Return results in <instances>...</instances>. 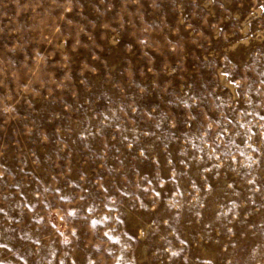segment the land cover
<instances>
[{
    "label": "rangeland",
    "instance_id": "1",
    "mask_svg": "<svg viewBox=\"0 0 264 264\" xmlns=\"http://www.w3.org/2000/svg\"><path fill=\"white\" fill-rule=\"evenodd\" d=\"M0 264H264V0H0Z\"/></svg>",
    "mask_w": 264,
    "mask_h": 264
}]
</instances>
